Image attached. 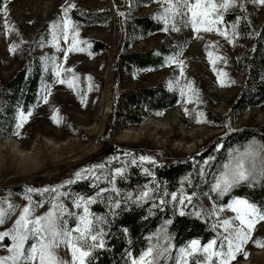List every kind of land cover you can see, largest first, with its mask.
<instances>
[{
	"label": "rangeland",
	"instance_id": "rangeland-1",
	"mask_svg": "<svg viewBox=\"0 0 264 264\" xmlns=\"http://www.w3.org/2000/svg\"><path fill=\"white\" fill-rule=\"evenodd\" d=\"M4 3L8 15L4 16L0 10V81L9 80L37 52L50 73V82L42 87L37 104L29 111L31 115L23 113L26 119L16 131L19 134L0 141V201L25 205V197L30 195L33 202H43V207L36 211L40 215L49 209L51 197L65 193L69 180L77 181V172L83 169H95L96 172V166H107L109 151L139 153L150 158L147 161H176L200 154L232 130L264 133V107L249 110L241 118L230 115L238 96V84L245 81L247 74L243 57L253 45L251 38L243 40L238 36V25L242 19L245 34L250 33L251 27L257 31L264 22V6L249 2L245 4L246 11L233 8L224 13V20L218 27L227 32L231 42L216 32L197 34L180 22L179 17L172 21L179 30H171V22L166 25L157 18L166 7L161 0L142 8L133 6L132 18L149 16L162 25V29L147 37L129 35L130 50L144 53L158 46L175 49L160 70L136 72L122 71L115 66L124 43L123 30L115 20L108 27L72 23L78 32L73 51L67 50L74 33L69 34L65 43L60 29L53 28L62 22V9L70 4L76 7L69 12L105 7L114 11L116 7L123 9L121 0H108L106 4L101 0H5ZM234 14L237 22L228 23L229 15ZM129 19L130 25L132 19ZM166 27L169 30H165ZM54 31L60 36V50L53 42ZM37 33H42L38 41H47L46 47L35 49L30 46ZM93 41L108 45L109 51L92 54L90 43ZM14 45L15 51H10ZM174 58L183 63L170 62ZM57 65L65 70L71 68L72 72L62 71L57 77ZM60 79L65 83H60ZM69 82L73 87L68 86ZM159 82L176 90L182 102L158 116L146 118L140 126L117 122L114 109L126 111L120 93L149 88ZM174 111L179 115L176 122L171 115L163 118ZM212 118L217 119L214 124ZM146 122H156V125L144 126ZM218 122L222 126L216 127ZM20 123L21 113L17 115V124ZM8 139L10 143L4 144ZM29 188L36 191L27 193ZM44 189H57L58 192H45ZM61 199L72 207L70 199ZM202 202L211 221L217 224V215L211 213L219 208L206 197ZM227 205L220 207L225 211L219 213V218L235 216ZM4 207L6 209L7 205ZM18 215L19 209L0 226V232L12 228ZM215 229L223 235L222 228ZM256 240L264 245V222L255 225L252 239L243 245L231 264H264V246H257ZM3 243L9 245L10 241L6 238ZM7 254L0 247V256ZM60 254L70 258L66 250H61Z\"/></svg>",
	"mask_w": 264,
	"mask_h": 264
},
{
	"label": "trees",
	"instance_id": "trees-1",
	"mask_svg": "<svg viewBox=\"0 0 264 264\" xmlns=\"http://www.w3.org/2000/svg\"><path fill=\"white\" fill-rule=\"evenodd\" d=\"M101 1L106 4L108 0ZM155 1L121 0L123 9H72L68 16L72 23L86 27H108L115 20L124 36L123 46L115 59L116 68L122 71H158L175 53V49L158 46L144 53L131 51L132 43L128 38L129 35L147 37L162 29V25L155 23L149 16L131 17L133 6L142 8ZM129 18L132 19L130 25ZM236 18V14L229 15L228 23H236ZM243 23L241 19L237 34L243 40L251 38L253 45L243 57L247 74L245 81L238 84V96L230 109V115L236 118H241L249 110L264 107V22L257 31L251 27L249 34L244 33ZM41 34H36L30 45L32 48L41 49L47 46V41L39 43L38 36ZM90 44L92 54L109 51L108 45L98 41ZM46 82H50V73L37 52L9 80L0 81V141L16 134L17 115L32 110ZM119 97L124 101L126 111L114 109L113 115L118 123L126 126H140L146 118L158 116L182 102L179 93L169 88L165 82L149 88L140 87L123 92ZM216 120H212L213 124ZM220 126L222 123H216V127ZM251 146L257 149L264 147V133L232 130L219 137L200 154L176 161L155 160L153 163L141 160L139 153L109 151L107 166L103 169L97 168L95 172L100 178L99 181L84 178L64 188L65 193L71 197H96L97 185L99 188L108 189L102 197L97 198L96 203L89 206L94 216L103 217L107 221L103 225L107 233L105 248L94 252V264H130L127 257L129 251L132 256L138 257L150 243L159 242L163 245L168 238L172 256H177L179 250L187 247L193 240L207 244L217 237L218 232L202 202L204 197L215 208L224 207L233 199H247L264 207V179L257 178L252 182L237 184L227 193H218L215 190L217 181L226 171V165L234 164ZM132 160L136 162L133 164ZM116 169L124 171L121 175H116ZM113 188L117 191L113 192ZM143 191H148L151 199L137 203L136 199ZM173 194L178 198L181 195H190L192 202L189 204L185 200V206L182 207L178 201L172 200ZM129 195L132 199H127ZM113 201H119L120 207H115ZM181 210L184 215H180ZM70 226L74 224L71 222ZM161 264L173 262L169 259L161 261Z\"/></svg>",
	"mask_w": 264,
	"mask_h": 264
},
{
	"label": "snow or ice",
	"instance_id": "snow-or-ice-1",
	"mask_svg": "<svg viewBox=\"0 0 264 264\" xmlns=\"http://www.w3.org/2000/svg\"><path fill=\"white\" fill-rule=\"evenodd\" d=\"M166 5L160 17L166 25L171 22V30L178 31L175 21L177 17L185 26H190L193 32H216L223 35L225 39H229L226 31L222 30L218 25L224 20V13L233 8H239L246 11L245 4L252 3L264 6V0H161ZM2 4V12L4 16L8 15L7 4ZM74 4H70L67 8H63V20L60 24L53 25L54 29H60V33L65 43L69 40V34L72 35L67 51L76 49L75 36L78 35L76 29L72 26V21L68 16L71 8H75ZM121 15H123L121 13ZM7 27V24H5ZM235 25H233V28ZM165 30H169L167 27ZM60 36L53 32V42L57 50L59 48ZM229 42L231 40L229 39ZM15 45L10 51H15ZM211 56V53H209ZM67 52H65V60ZM182 64V61L175 60ZM210 62H212L210 60ZM62 71L72 72V69H62L56 66L55 75L60 77ZM60 83H65L63 79ZM71 88L73 84L68 83ZM190 87V85H189ZM183 95V92H181ZM47 103V97H44ZM30 116L31 113L29 112ZM26 117L21 113V123L17 124V128L22 126ZM55 119V117H53ZM17 135L19 133H16ZM141 160H150L148 157H140ZM132 160L131 163H135ZM154 163V161H151ZM99 169L105 167L104 164L96 166ZM123 169H116L115 174L121 175ZM76 180L84 178H94L99 181V176L95 175V169H83L75 174ZM257 178L264 179V147L257 149L251 146L243 157L237 158L234 164L226 165V171L221 179L217 181L215 190L218 193H227L230 188L243 182H252ZM69 184L75 183L69 180ZM35 189L29 188L27 193H32ZM45 192H58L57 189H44ZM108 191L105 188H99L97 185L96 197H71L66 193H60L59 196L51 197L49 209L43 214L37 215L38 208L43 207V202H33L30 195L26 196L27 203L25 205H15L7 201H0V226L4 225L19 209L18 217L13 221L10 229L0 232V247H3L8 253L0 256V264H94V252L98 249L105 248V236L107 233L103 225L107 223L105 218L94 216L90 211V205L97 202V198L102 197ZM113 192L117 190L112 189ZM118 194V192H117ZM70 199L72 207L69 208L61 199ZM132 199V196H127ZM145 199H151L148 191L139 193L136 202L139 203ZM173 201L183 207L185 200L189 204L192 197L181 195L177 197L172 195ZM164 203V201H161ZM7 205L5 209L4 205ZM115 207H120L119 201H113ZM75 209L76 211H73ZM227 209L235 213L232 218H219V213L225 211L224 208L214 210L211 214L217 215L218 222L213 225L214 228H222L223 235L217 234L216 238L210 240L207 244L201 245L199 240H193L187 247L179 250V256L171 255L170 238L165 240L162 245L159 242L149 244V246L138 256H132L131 251L127 253L130 264H161V261L172 260L173 264H231L236 258V254L242 250L244 244L252 239L255 225L264 222V207L257 206L255 203L247 199H236L227 205ZM184 211H180V215H184ZM199 215V213H197ZM70 220L75 226H70ZM10 241L9 245L3 242L5 239ZM151 237L149 240L151 241ZM159 237L157 241H159ZM219 240V244H218ZM257 246H264L261 241L256 240ZM61 250H66L70 258H65L60 254ZM247 254H245V258Z\"/></svg>",
	"mask_w": 264,
	"mask_h": 264
},
{
	"label": "bare ground",
	"instance_id": "bare-ground-1",
	"mask_svg": "<svg viewBox=\"0 0 264 264\" xmlns=\"http://www.w3.org/2000/svg\"><path fill=\"white\" fill-rule=\"evenodd\" d=\"M172 116L174 119H173V122L175 121L176 122V120L178 119V117H179V115H178V113L176 112V111H174V112H171V113H169V114H167V115H165L163 118H169V116ZM160 119H157V121H159ZM180 121V120H179ZM178 121V122H179ZM179 123H181V122H179ZM156 125V122H153V123H151V122H146L145 124H144V126L145 125H150V126H152V125ZM155 127V126H154ZM183 128V127H182ZM182 128H180V129H182ZM184 133V132H183ZM192 138V137H191ZM184 142V141H183ZM8 143H10V141H9V139H8V141H6L4 144H8ZM182 143V142H181ZM247 264V263H246Z\"/></svg>",
	"mask_w": 264,
	"mask_h": 264
}]
</instances>
